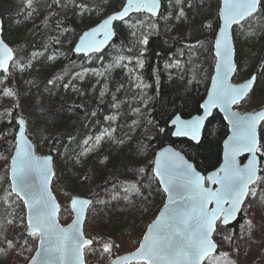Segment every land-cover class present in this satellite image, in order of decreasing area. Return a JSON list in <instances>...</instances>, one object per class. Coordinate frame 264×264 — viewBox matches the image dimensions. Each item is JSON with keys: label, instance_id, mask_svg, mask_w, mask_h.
I'll use <instances>...</instances> for the list:
<instances>
[{"label": "rangeland", "instance_id": "rangeland-1", "mask_svg": "<svg viewBox=\"0 0 264 264\" xmlns=\"http://www.w3.org/2000/svg\"><path fill=\"white\" fill-rule=\"evenodd\" d=\"M162 2L163 11L158 18L134 15L116 24V35L120 38L103 55L70 61L77 70L68 79L63 94L72 101L71 105L80 108L84 141L69 133L71 138L67 141L53 134L37 143L28 134L38 156L53 157L52 189L61 208V224L66 226L74 219L70 211L73 197L93 200L84 227L86 238L93 241V246L85 250L86 264H111L114 258L134 252L164 205L165 195L158 207L147 208L139 189L131 188L136 184L146 192V184L151 178L156 180L153 164L157 149L152 143L153 123L149 117L151 101L141 78L148 36L160 31L169 45L176 39L188 42L185 60L172 67L180 75L187 72L196 82L208 79L210 84L211 81L207 75L212 67L214 43L208 39L219 29L221 0ZM125 3L126 0H31L29 7V0H0L3 20L8 23L7 34L20 31L26 36L24 44L11 48L14 58L27 42L33 48L28 61L15 68L16 73H25L42 62L48 69L59 62L68 64L71 57H77L73 53L77 42L60 44L61 30L80 31L79 39L84 32L120 11ZM50 10L54 14L45 22ZM233 34L238 38L234 40L239 70L234 83L241 84L250 78L246 74L250 67L260 72L256 74L253 92L236 110L242 115L256 113L264 108V0L259 13L236 27ZM236 40L243 57L241 62ZM40 45H43L41 50L37 48ZM13 69L11 64L9 71ZM3 83L0 76V84ZM9 135L7 132L0 143L7 141ZM259 136L264 145V123ZM85 141L90 143L82 150ZM12 154L0 157V264H28L38 241L27 234L24 205L20 206V200L11 191ZM258 154L262 172L264 155ZM98 182L104 186L105 194L93 198ZM251 188L255 196H248L237 229L219 223L214 236L218 253L205 264H264V183L258 181ZM105 244L110 245V251L103 250Z\"/></svg>", "mask_w": 264, "mask_h": 264}, {"label": "snow or ice", "instance_id": "snow-or-ice-1", "mask_svg": "<svg viewBox=\"0 0 264 264\" xmlns=\"http://www.w3.org/2000/svg\"><path fill=\"white\" fill-rule=\"evenodd\" d=\"M260 4L261 0H224V10L220 15L224 23V31L221 34L225 37L226 71L222 78L213 82L209 103L204 106L206 113L216 105L227 108L240 102L251 87L250 83L239 87H233L228 83V74L233 69L230 60L227 59L231 54V48L227 43V30L230 25L239 24L257 13ZM28 6L31 7V0ZM142 7L154 13L157 0H128L122 12L105 20L91 33H86L76 51L98 47L94 38L102 30L107 29L112 20L123 19L130 9L135 8L138 11ZM108 34L104 32L105 38ZM220 47L218 41L216 45L218 56ZM10 58L11 50L4 47L0 53V69L7 71ZM230 119L235 133L226 156V165L221 169L223 175L215 174L208 177L212 183L220 184L218 191L204 188V177L196 174L190 165L177 169L168 161L163 164L157 161V167L160 169L157 175L163 177L162 182L167 184L165 191L169 193L171 207L166 206L161 218L148 229V235L144 236L143 243L131 259H140L143 264H202L203 259L211 255L216 248L215 242L211 239L216 222L222 217V223L227 225L231 218L236 216L245 198L249 195L255 196V190L251 186L257 184V181L264 183V177L258 175L261 169L258 167L256 157V153L264 155V145L260 143L257 134L258 122L264 121V111L243 117L232 113ZM200 123L199 117L195 121L182 123L178 126L176 134L185 135L191 132L195 138ZM242 152L253 154L252 159L243 168L235 159L236 155ZM44 163L46 165L47 162ZM11 171L12 191L25 205L30 206L26 231L31 237L38 234L41 237L39 241L41 251L37 253V261L34 264H83L82 249L86 245L90 246L93 241L83 239L79 218L74 222V226L68 229L61 228L56 222L57 206L46 187L48 173L45 167L36 161L30 146L18 148ZM34 171H39L44 178L40 185L36 183ZM78 203L87 202L73 200V207L75 208ZM213 203L215 208L209 211L208 206ZM225 204L228 207H224ZM7 243L9 247L13 246L11 241ZM103 250L110 251V245L105 244ZM129 259L124 257L121 264H128Z\"/></svg>", "mask_w": 264, "mask_h": 264}, {"label": "trees", "instance_id": "trees-1", "mask_svg": "<svg viewBox=\"0 0 264 264\" xmlns=\"http://www.w3.org/2000/svg\"><path fill=\"white\" fill-rule=\"evenodd\" d=\"M52 14H54V11L50 10L45 22ZM0 15L3 20L1 7ZM2 24V37L11 48H18L24 44L26 36L22 35L20 31L8 35V23L3 20ZM79 33L80 31L64 32L62 29L60 44L69 41L72 43L77 42ZM215 36L216 33L208 39L210 43H214ZM119 38L120 36H117L116 41ZM234 39L238 38L234 37ZM49 40L54 41V39ZM236 44L238 58L241 62L243 57L241 58L242 55H240L238 40H236ZM37 48L41 50L43 45ZM188 48V42L183 39H176L169 45L160 31L150 34L141 78L146 87L145 94L151 101L149 117L153 123L152 143L157 151L165 145H173L182 151L200 172L207 174L217 169L222 160V144L229 132L223 118L217 113L213 116L206 127L200 145H194L188 141L173 140V131L169 127L171 120L176 115L190 118L200 114L201 104L209 88L208 79L207 81L196 82L190 78L187 72L180 75L172 67L181 64L185 60ZM32 49L31 44L27 42L23 46L22 52L17 53L12 62L14 69L12 71L8 70L7 73H0V76L4 78V83L0 84V140L5 137L4 135L7 132L10 133L7 141L0 143V157L14 152L16 146L15 136L18 129L16 121L20 117L26 119L28 134L33 136L37 143L41 142L43 137L53 134L63 136L66 141L71 138L68 136L69 133L74 134V137L78 136L80 142L86 138V134L83 132L80 108L75 104L71 105L72 101L63 94L68 79L77 70L70 64V61L79 59L80 56L74 59L71 57L68 64L59 62L51 69H48L46 63L42 62L25 73H16L15 68L28 61ZM214 62L215 59L212 54V67H210L207 77L212 78L213 76ZM205 71L203 70L204 73ZM246 74L251 77L254 74L260 75V72L256 71L254 67H250ZM8 93H11V95ZM89 143H85L82 150L86 149ZM110 169L111 174L113 166ZM261 175L264 176V170H262ZM146 185H148L146 192L138 188L136 184L132 185L131 188L139 189L145 199L147 208L150 205L158 207L164 199V193L154 178H151ZM77 194L86 195L81 192ZM104 194V186L98 182L92 196L93 198H100ZM152 200L153 203H151ZM18 203L22 206L21 201H18ZM240 220L232 228L237 229ZM32 238L34 240V237ZM34 251H36V245Z\"/></svg>", "mask_w": 264, "mask_h": 264}, {"label": "water", "instance_id": "water-1", "mask_svg": "<svg viewBox=\"0 0 264 264\" xmlns=\"http://www.w3.org/2000/svg\"><path fill=\"white\" fill-rule=\"evenodd\" d=\"M261 2H262V0H261ZM127 3H128V0H126V3L124 5V7L120 11H118L116 13H113L112 15H110L105 20H108L111 17L116 16L118 13L122 12L123 9L127 6ZM260 7H261V4H260ZM260 7H259L257 13H255L253 16L246 18L245 20L241 21L239 24H235L234 23V24L230 25L228 30H227V43H228V46L231 48V54H230V56L227 59L230 60L231 65H232V69H233L228 74V83L230 85H232L233 87H239V86L244 85L245 83H250L251 87H250L248 93L246 94V96L243 99L240 100V102H238L236 104H232V105L228 106L227 108H225L223 105H216V106L211 107L210 112L206 113L204 106L209 103V97H210V95L213 92V82H214V80H218V79L222 78L224 73H225V71H226V67H225V59L226 58L224 56V49H225L224 40H225V37L221 34L224 31V23H223V20L221 18V15H220L221 12L224 10V0H221V7H220V10H219V29H218V31L216 33L215 40H214V45H213V55L215 57V65H214V70H213V76H212L210 84H209V88L207 90L205 99H204V101L201 104V113L198 114V115H195L193 117H190V118H183L180 115H176L171 120V122L169 124V127L173 131L172 132V139L173 140L188 141V142H190V143H192L194 145H200L202 140H203V137H204V134H205V131H206V127H207L209 121L217 113L218 115H220L223 118L225 124L228 127V131H229L228 132V136L226 137V139L224 140V142L222 144V160H221V163H220V165H219V167L217 169H215V170H213V171H211V172H209L207 174H203L202 172H200L196 168L195 164L182 151H180L179 149H177L173 145H170V144L165 145V146H163L161 149H159L156 152L155 160H154V164H153V174H154V177L157 180V183H158L160 189L162 190V192L165 195V201H164V205L160 209L156 219L148 226L146 232L144 233V235L142 237V240H141L140 244L143 243L144 236L148 235V229L151 226H153V224L158 219L161 218V214L165 211L166 206L171 207V205H169V193L165 191V188L167 187V184L162 182L163 177L157 175V173L160 171V169L157 167V161L159 160L162 164L165 161H168L169 163H171L173 165V167H175L177 169L184 168V167L190 165L191 169L196 174H198L199 176L204 177V180H203V187L204 188L211 189L213 191H218L220 189V184L212 183L211 181L208 180V177L213 176L215 174L223 175V172H221V169L224 168L225 165H226V162H227L226 161V156L228 155V153L230 151V145H231V142H232V137H233V135L235 133V128H234L233 123H232V121L230 119L231 114L232 113H237L241 117H243V116H247V115H255L257 112L264 111V108H262L259 111H257L256 113H247L245 115H242L236 110L237 105H239L240 103L244 102L249 97V95L253 92V90L255 88V85L257 83V79H258L256 74L252 75L250 78H248L246 81H244L241 84H235L234 83V78H235V76L238 73V66H237V63H236V48H235L234 34H233L234 29L236 27H239L240 25L246 23L248 20H250L254 16H256L259 13V11H260ZM162 11H163V2H162V0H157V7H156V10H155L154 13L148 11L146 8H143V7L140 8V10H138V11L135 8H132V9L129 10L127 15H125L123 17V19H119L118 18V19L112 20L111 23L109 24L108 28L105 29V30H102L101 33L94 38L95 39V43L99 45L98 47H91V48H88V49H86L84 51L77 52L76 49L80 46V41L85 38V34L86 33H91V31L93 29L99 28L100 25H102L104 23L105 20H103L97 26H95L92 29L84 32L80 36V38L78 39V41H77V43H76V45L74 47L73 53L76 56L85 57V58H89V57L94 56V55L102 54V53L106 52V50L116 41V38H117L116 31H115V25L116 24L123 23V22L127 21L128 19H130L134 15H148V16H150L152 18H158L161 15ZM2 28H3V24H2V18H1V15H0V53H2L4 47H6L7 49L11 50V58L8 60L7 71L5 72L3 69H0V73H7L8 70L10 69V67H11L12 62L14 61V53H13V50L11 49V47L4 41V39L2 37ZM104 32L109 33L107 38H105ZM218 41L220 42V45H221V47L219 49V52H220L219 56L217 55V48H216V45H217ZM218 68H219V71H218ZM198 117L201 118V123L199 125V130H198V133L196 134L195 138H193V135H192L191 132H189L188 134H185V135H177L176 134L177 130H178V126L180 124L186 123V122H190V121H195ZM21 122H23V123H21ZM16 123H17V126H18V129H17V132H16V136H15L16 146H15V150H14L12 156H11L10 164H9V181H10V185H11V191H12V179H13L12 171H11V169H12V161L16 158V153H17L18 148L30 146V151H31L32 155L35 157L36 161L41 166L45 167V169H46V171L48 173L47 176H46V187H47V190L50 193L51 197L54 199L55 205L57 206L56 207V212H55V220H56V222L59 224V226L61 228L68 229V228L73 227L74 226V222L77 220V218H79V220H80L79 228H80V231L82 233L83 239L84 240H89L85 236L84 227H85V223H86L88 212H89V210H90V208H91V206L93 204V200L89 199V198L73 197L71 202H70V211L73 213L74 219H73V221L70 224H68L66 226L62 225L61 222H60L61 208L59 206V203H58V201H57V199H56V197L54 195L53 189H52V184H53L54 179H55L53 157L52 156H45V157L38 156L36 151H35V144L32 141V139L30 138V136L28 135L27 124H26L25 119L19 118L16 121ZM263 123H264V121H260V122H258V125H257V134H258L259 141H260V136H259L260 127H261V125ZM252 156H253L252 153L242 152V153H239L238 155H236L235 159H236L237 164L241 168H243L252 159ZM256 157H257V161H258V167L261 169V163H262L261 157L259 156L258 153H256ZM45 161L47 162L46 165L44 163ZM258 175L259 176L261 175V171L258 172ZM33 176L35 177L36 183L38 185H40L43 182L44 178L41 176L39 171H34L33 172ZM253 186L254 185H252L251 187H253ZM12 193L16 196V194L13 191H12ZM16 197L24 205L25 212H26V222H27L28 221V212H29V207L30 206L25 205L23 200H21L18 196H16ZM247 198L248 197L245 198V200L243 202V205L241 206V208L237 212L236 216L232 217L227 225H224L222 223V217H221L220 220H218L216 222L215 231L212 233V236H211V239L214 242H215L214 236H215V233H216V230H217V227H218L219 223L222 226H225V227H233L236 223H238V221L241 218L242 209H243V206H244ZM73 200L85 201L87 203H82V204L78 203V204L75 205V208H74L73 204H72ZM224 207H228V205L225 204ZM208 208H209V211L213 210L215 208V204L214 203L213 204H209ZM36 238H37V241H38L37 249H36L33 257L31 258V260L29 261L28 264H34V262L37 261V253L41 251V247H40V244H39V241H40L41 237L38 234L36 236ZM140 244H139V246H140ZM215 244H216V248L214 249L213 253L211 255L205 257L203 259V261H202V264H205L206 261L210 257H213V256H215L218 253L219 247H218V244L216 242H215ZM91 246H93V243L90 246L86 245L82 249L81 259L83 261V264H86V261H85V250L88 247H91ZM139 246L134 252H132L130 254L114 258L112 260L111 264H121V261L123 260L124 257H129L130 258L129 261H128V264H143V261L140 260V259H131L132 255L134 253H136L137 250L139 249Z\"/></svg>", "mask_w": 264, "mask_h": 264}]
</instances>
